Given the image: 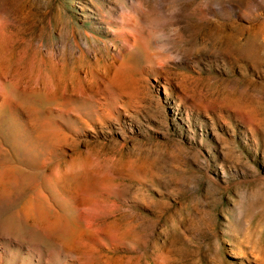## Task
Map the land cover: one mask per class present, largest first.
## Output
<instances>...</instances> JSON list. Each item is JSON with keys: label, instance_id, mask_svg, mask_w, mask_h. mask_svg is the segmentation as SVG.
<instances>
[{"label": "rangeland", "instance_id": "374dc122", "mask_svg": "<svg viewBox=\"0 0 264 264\" xmlns=\"http://www.w3.org/2000/svg\"><path fill=\"white\" fill-rule=\"evenodd\" d=\"M0 264H264V0H0Z\"/></svg>", "mask_w": 264, "mask_h": 264}, {"label": "clouds", "instance_id": "9594fccd", "mask_svg": "<svg viewBox=\"0 0 264 264\" xmlns=\"http://www.w3.org/2000/svg\"><path fill=\"white\" fill-rule=\"evenodd\" d=\"M148 35L153 41H165L168 39L165 31L159 26L158 22H153L150 26ZM153 55L159 65H165L175 61L177 58L174 54L167 52V45L161 44V46L153 50Z\"/></svg>", "mask_w": 264, "mask_h": 264}]
</instances>
